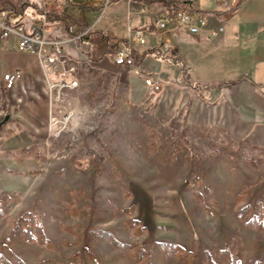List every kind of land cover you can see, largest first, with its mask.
<instances>
[{"label":"rangeland","instance_id":"374dc122","mask_svg":"<svg viewBox=\"0 0 264 264\" xmlns=\"http://www.w3.org/2000/svg\"><path fill=\"white\" fill-rule=\"evenodd\" d=\"M235 47L223 45L226 61ZM193 71L203 86L225 75ZM129 75L82 63L57 79L75 86L45 88L35 76L14 93L1 77L0 255L13 264H95L88 251L101 264H264V146L249 103L231 107L230 93L181 78L132 84ZM135 245L141 261L126 247Z\"/></svg>","mask_w":264,"mask_h":264},{"label":"crops","instance_id":"0c3cea01","mask_svg":"<svg viewBox=\"0 0 264 264\" xmlns=\"http://www.w3.org/2000/svg\"><path fill=\"white\" fill-rule=\"evenodd\" d=\"M74 2L42 0L38 7L32 8L33 3L24 0L21 5L11 7L13 25L23 24L27 28L35 24L50 6L57 9L62 21L50 24L48 36L69 40L63 44L62 55L58 57L59 60H65L66 64L41 63L36 56L19 51L16 38L13 37L0 42V79L7 72L21 71L23 80L18 89L26 91L25 87H30L35 76H43L44 80L41 81L48 88L49 80L57 82L58 78H69L76 65L88 63L97 75L116 76L118 72L126 71L132 74L129 75L132 84L138 83L140 77L149 75L160 78L161 83L171 84L172 78L175 82L180 78L183 81V66L190 82L199 84L191 77L193 70L219 66V69H224L225 75L212 77L215 79L204 86H217L220 82L232 84L207 92L230 93L231 107L239 101L248 102L254 111L248 123L259 126L257 130L261 133L260 139L264 146V0H104L101 5H87L83 0ZM185 4L194 13L206 14L211 27H224V33L212 39L206 34L168 32L161 35L160 39L169 41L172 49L162 55L152 35L157 32L159 14L164 8L171 11ZM137 32H142L145 44L140 42ZM229 41L236 46L233 50L225 51L232 58L233 54L236 56L231 62L221 55L223 45ZM248 46L253 49L249 51ZM120 47L130 48L140 75L116 65L114 54ZM151 62L161 64L158 73ZM164 63L169 66L168 75L162 74ZM65 65H69L68 71ZM71 68L74 70L70 71ZM244 68L250 71L244 73ZM199 82H203V79H199ZM232 91L244 95L237 98L232 95ZM216 107L219 109V105Z\"/></svg>","mask_w":264,"mask_h":264},{"label":"built area","instance_id":"2783aa9c","mask_svg":"<svg viewBox=\"0 0 264 264\" xmlns=\"http://www.w3.org/2000/svg\"><path fill=\"white\" fill-rule=\"evenodd\" d=\"M0 9V42L16 38L19 51L30 53L43 64H55L61 62L66 64L65 60H59V56L63 52V44L69 40H57L48 36V28L50 23L47 14H43L41 18L27 28L23 24L13 25L11 22V7H1ZM144 12V11H143ZM183 31L190 35L206 34L209 38H217L224 33V27L219 26L213 28L209 25L208 16L202 13H194L188 5H181L174 10L163 9L157 20V32L152 34L160 54L164 55L172 49L169 41H162L160 36L168 32ZM142 32H137V36L142 44H145V39L141 36ZM115 63L123 69H129L136 75H140L135 68V59L132 51L128 47H120L115 51ZM71 68L70 71H73ZM23 80L21 71L7 72L3 75V83L5 89L14 93L20 86ZM146 83L154 90H159V81H153L151 78L146 80ZM48 87L53 89L57 86L60 89L65 87L75 86H59L56 81L49 80Z\"/></svg>","mask_w":264,"mask_h":264},{"label":"trees","instance_id":"16d2710c","mask_svg":"<svg viewBox=\"0 0 264 264\" xmlns=\"http://www.w3.org/2000/svg\"><path fill=\"white\" fill-rule=\"evenodd\" d=\"M47 17H48V21L50 24H54L57 22L62 21V16L59 12H57V9L54 8V6H52L47 12ZM181 72H182V77H183V83L185 86L187 87H191L193 90L195 91H212L215 88H227L229 87L232 82H220L217 86H203V85H199V84H193L190 82L189 77L187 76V73L185 71V68L182 66L181 67ZM24 219V216H22L20 219H18L17 223H16V227H19V223L21 220ZM26 234L30 237L33 238L34 234L29 232L27 230ZM32 240V239H31ZM127 248H131L133 250V254L136 256V258L138 259V261L143 260V257L145 255V251L138 245L135 246H126ZM179 251H181L180 253L182 254L183 250L179 249ZM88 254L92 257L93 262L95 264H101L99 259H97L92 253L91 251H88ZM188 257L191 256V254H187ZM0 264H13L11 263L9 260H7L4 256L0 255ZM43 264H59V263H55L53 261H45L43 262ZM208 264H218L217 260L213 257V256H209L208 258Z\"/></svg>","mask_w":264,"mask_h":264},{"label":"water","instance_id":"95a60500","mask_svg":"<svg viewBox=\"0 0 264 264\" xmlns=\"http://www.w3.org/2000/svg\"><path fill=\"white\" fill-rule=\"evenodd\" d=\"M8 120V116L5 118V120L4 121H7Z\"/></svg>","mask_w":264,"mask_h":264}]
</instances>
